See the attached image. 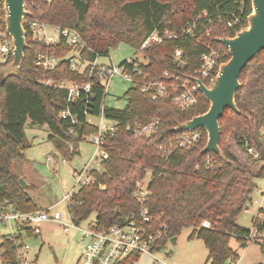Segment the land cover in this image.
I'll use <instances>...</instances> for the list:
<instances>
[{"label":"trees","instance_id":"16d2710c","mask_svg":"<svg viewBox=\"0 0 264 264\" xmlns=\"http://www.w3.org/2000/svg\"><path fill=\"white\" fill-rule=\"evenodd\" d=\"M24 2L30 14L23 20L27 43L24 61L16 76L5 79L0 76V203L7 200L22 213L40 210L25 189L18 185V178L11 173V162L15 159L23 160V152L30 147L25 141V126H46L48 139L53 140L58 149L62 148V143L77 144L85 141L96 130L86 124L84 111L98 115L103 99L97 80L90 78L87 71L82 75L73 73L66 62H61L55 70L48 72L34 65L37 49L62 58L70 48L64 42L60 46L47 48L31 41L27 22L38 21L75 31L86 45L84 52L89 60L108 57L109 51L120 44L137 48L158 25L165 27L176 33L177 39L145 51L150 63L141 67L155 79H159L165 71L177 74V67L172 62L176 49L183 52L187 62L186 70H190L198 63L205 44L211 42L227 53L216 42L217 38H232L238 32L226 30L218 20V16L226 20L231 13L236 14L239 9L238 0ZM203 12L208 17L201 18L196 24L195 34L201 37V42L196 43L185 37L182 31ZM251 13L252 6L248 2L245 11L247 19ZM246 17L240 30L247 27ZM201 28L208 30L209 35L201 31ZM229 58L227 55L225 62ZM12 61L11 56L7 65H0V75ZM259 66H264V51L257 53L240 74L241 87L235 94V104L241 114L225 109L219 119L218 145L224 159L215 153L201 154L207 142V135L202 129H198L202 132V140L195 147L175 150L170 155L161 151L170 143L175 145L182 134L174 133L173 128L208 110L209 103L205 98L193 107L179 111L170 102L153 101L148 94L141 93L139 87H133L124 94L127 103L123 109L105 107V117L121 124H145L154 117H160L163 124L149 138L135 136L122 127L113 135L105 136L102 148L108 157L101 163L100 171H91L95 182L72 195L67 206L71 222L79 226L95 213L97 230L102 231L121 224L131 214L137 215L140 207L134 198L135 182L143 179L147 171H151L153 174L147 188L149 195L143 206L165 226L170 240H176L183 230L191 229L188 239L203 242L207 250L206 263H236L240 255L230 248V240L235 239L242 249L253 243L249 241L250 229L239 227L236 220L251 202L254 180L264 178V164L255 173L250 168L251 165L262 163L263 137L259 135L256 117L242 100L248 78ZM64 79L77 84L92 83L94 99L87 103H70L66 92L41 84L42 81L58 82ZM64 110L75 118L74 122L58 117ZM232 135L235 147L246 155L230 149L229 138ZM247 147L253 148L261 159L253 160L246 152ZM208 163L214 168L208 169ZM258 214L264 216V208L259 209ZM204 220L209 222L210 228L201 225ZM251 228L261 230L264 222L254 218ZM28 236H32L31 232H28ZM255 244L264 257V240ZM165 246L166 240L159 244L157 250ZM3 249L5 264H17L13 243L6 241ZM139 257L131 255L118 264H135Z\"/></svg>","mask_w":264,"mask_h":264},{"label":"built area","instance_id":"2783aa9c","mask_svg":"<svg viewBox=\"0 0 264 264\" xmlns=\"http://www.w3.org/2000/svg\"><path fill=\"white\" fill-rule=\"evenodd\" d=\"M248 2L251 4V0H238L239 9L237 13H231L230 18L226 20L218 16L219 23L223 24L228 31H239L243 19L246 17L245 11ZM207 17V13L203 12L201 16L192 20L182 31L183 35L196 43H200L201 37L195 34L196 24L201 18ZM4 18V0H0V65L2 66L7 65L13 52L11 39L7 35L3 23ZM27 28L31 41L38 45L49 48L60 46L64 42L70 48L68 54L62 58L53 57L48 51L37 49L34 55V65L36 67L48 72L55 70L61 62H66L69 70L73 73L82 75L87 71L90 78L96 79L102 89L103 99L100 113L93 115L84 111L86 124L96 129L94 134L89 136V142L95 150L86 167L74 175L75 184L79 186V189L95 182L91 171H100L101 163L108 157L102 148L105 136L113 135L122 127L135 136L149 138L163 124L160 117H154L145 124L138 122L121 124L118 121L106 118L104 115V100L113 78L119 77L128 84V89L139 87L140 92L148 94L153 101H168L174 109L184 111L205 98L197 81H200L207 88L219 73L221 65L225 63L226 56L229 55V52L226 53L222 48L209 42L204 45V52L199 57L198 63L190 70H186L187 62L184 59V54L180 49H176L172 55V62L177 67V74L165 71L159 79H155L141 68L142 66H148L150 63V60L145 56V51L152 46L174 41L178 37L176 33L160 25L145 38L139 47L133 49L134 53L128 60L123 61L118 66L99 63V59L104 57L89 60L84 52L86 49L85 43L73 30L61 29L38 21L27 22ZM201 31L209 35L208 30L205 28H201ZM220 45L224 47L222 44ZM41 84L66 92L70 103L77 101H86L87 103L92 101L95 95L92 83L77 84L64 79L58 82L53 80L42 81ZM58 117L62 120L75 121V118L67 110L61 111ZM70 131L72 132V130ZM201 140L202 132L199 130L183 132L178 137L175 145L170 143L167 148H162L161 151L166 155H170L175 150L193 148ZM246 152L253 160L261 159L253 148L247 147ZM207 167L208 169L214 168L211 163H208ZM152 174L153 172L147 171L143 179L135 182L134 198L140 207L138 214H131L124 218L121 224L112 225L102 231L97 230L95 220L89 222L86 227L81 228L75 226L72 222L70 225L62 223L61 214L53 211V208L22 213L16 210L13 204L4 200L0 203V264H5L3 245L6 241L12 242L14 245L17 264H35L36 254L31 252V248L26 241L37 236L38 229L48 221L63 225L64 232H68L69 227L80 232V243L83 245V250L76 264H118L131 255H149L154 257V261L158 262L159 260L155 257V254L159 251L157 250L159 244L166 240L167 245L171 240L167 235L165 226L157 218L152 217L143 206L149 195L147 188ZM73 194H66L63 198L66 202V209ZM253 203L260 204L258 201H253ZM260 216L262 215L257 212L254 218L264 222V219H259ZM201 225L204 228H210V224L206 220ZM28 232H31V237L28 236ZM263 240L264 228L261 230L250 229V242L260 243Z\"/></svg>","mask_w":264,"mask_h":264},{"label":"rangeland","instance_id":"374dc122","mask_svg":"<svg viewBox=\"0 0 264 264\" xmlns=\"http://www.w3.org/2000/svg\"><path fill=\"white\" fill-rule=\"evenodd\" d=\"M133 53L134 50L128 45L120 44L109 51L108 57L99 59V63L118 66L128 60ZM127 89L128 84L119 77L113 78L104 100L105 107L123 109L127 103L124 98ZM242 100L257 119L264 148V66H259L249 76ZM24 134L25 141L30 147L23 152V160L15 159L11 162V173L26 184L23 188L39 209L53 208V211L61 214V222L70 225L71 221L63 198L66 194L76 193L79 190V186L75 184L74 172L83 169L94 153L95 148L89 142L90 137L77 144L62 143L60 150L53 140L48 139L49 132L44 125L27 124ZM229 142L232 151H240L235 147L233 135L229 138ZM240 152L246 155L244 151ZM261 162L252 168L254 173L264 164V157ZM254 182L256 189H261L263 196L259 197L260 194L255 189L252 192L249 210L242 211L237 217L236 224L244 229H251L252 219L256 214L254 212L258 211L256 209L264 208V178L255 179ZM255 200L261 201V204L255 205L253 203ZM259 219L263 220L264 216H260ZM94 220L95 213L79 226L84 228ZM63 229L60 223L48 221L38 229L36 237L26 241L31 252L36 254L35 264H76L83 250L80 232L72 227H69L68 232H64ZM190 231L191 229L183 230L175 244L170 242L158 251L156 256L160 262L151 260L152 256L142 255L135 264H195L196 261L189 256L192 245L189 242L191 240L188 239ZM229 246L240 256L242 255V264L264 263V257L255 243L248 244L246 251L240 248L235 239L230 240Z\"/></svg>","mask_w":264,"mask_h":264},{"label":"water","instance_id":"95a60500","mask_svg":"<svg viewBox=\"0 0 264 264\" xmlns=\"http://www.w3.org/2000/svg\"><path fill=\"white\" fill-rule=\"evenodd\" d=\"M251 6L252 13L247 19L246 28L238 31L232 38L217 39V42L228 50L229 60L221 65L219 73L207 88L200 81H197L200 91L209 103L208 110L204 114L195 116L173 128L174 133L204 130L207 135V142L201 154L215 153L224 159L218 145L220 137L219 119L225 109L241 114L235 104V94L241 87L240 74L257 53L264 51V0H251ZM4 11L3 23L13 46V61L2 70L0 75L5 79L16 76L24 61L27 43L23 20L30 14L24 0H4ZM18 185L22 188L26 187L21 179H18ZM171 243L174 244L175 239H172Z\"/></svg>","mask_w":264,"mask_h":264},{"label":"crops","instance_id":"0c3cea01","mask_svg":"<svg viewBox=\"0 0 264 264\" xmlns=\"http://www.w3.org/2000/svg\"><path fill=\"white\" fill-rule=\"evenodd\" d=\"M62 149V148H61ZM60 149V150H61ZM92 156V155H91ZM90 156V157H91ZM90 159V158H89ZM88 162H89V160H88ZM88 162H87V164H88ZM86 164V165H87ZM86 165L84 166V167H86ZM254 166H258V165H251L250 166V168L252 169V168H254ZM84 167H83V169H84ZM83 169H81V170H83ZM80 170V171H81ZM80 171H78V172H80ZM78 172H74V175L76 174V173H78ZM255 183V182H254ZM256 183H255V189H256ZM254 189V190H255ZM253 190V191H254ZM256 191L260 194V196L259 197H261V196H263V193H262V191H261V189H256ZM26 192V191H25ZM250 198H251V203H252V194L250 195ZM255 201H257V200H255ZM260 204H261V201H258ZM250 203V204H251ZM250 204H248V206H247V208H246V210L245 211H248L249 210V205ZM256 205V204H255ZM264 207V206H263ZM48 209H50V208H48ZM259 209H261V208H258V209H256V210H259ZM40 210H43V209H41L40 208ZM47 210V209H46ZM257 212L258 211H256V212H254V214L256 213L257 214ZM255 214V215H256ZM255 215L253 216V217H255ZM237 221V220H236ZM190 232H192V230L190 231ZM191 234V233H190ZM176 241H177V238H176V240H175V243H176ZM190 242V244H192V245H190V252H189V256L190 257H192L196 262H195V264H210V263H206V260H207V250H206V248H205V246H204V244H203V242L201 241V240H197V239H192L191 241H189ZM174 243V244H175ZM248 247V246H247ZM246 249L247 248H245L244 249V251H246ZM35 253V252H34ZM82 253V252H81ZM158 254V252H156V254H155V257L159 260V258L156 256ZM81 255V254H80ZM80 257V256H79ZM150 257V256H149ZM78 260V259H77ZM151 260H153L154 261V257H153V259H151ZM234 264H242V255L240 256V258H239V260L236 262V263H234ZM264 264V263H263Z\"/></svg>","mask_w":264,"mask_h":264}]
</instances>
